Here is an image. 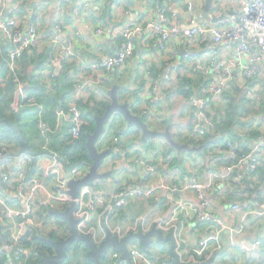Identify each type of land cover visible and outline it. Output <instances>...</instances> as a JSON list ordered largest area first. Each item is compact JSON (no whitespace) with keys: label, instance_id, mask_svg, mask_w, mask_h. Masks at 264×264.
Masks as SVG:
<instances>
[{"label":"built area","instance_id":"obj_1","mask_svg":"<svg viewBox=\"0 0 264 264\" xmlns=\"http://www.w3.org/2000/svg\"><path fill=\"white\" fill-rule=\"evenodd\" d=\"M7 2L8 0H0V53L5 52L2 46L5 44L7 54L4 62L14 72L18 107L22 109L34 106L36 101L22 81L16 77L18 62L27 50L42 49L41 39L45 36L39 31L37 24H25L24 18L12 14V18L7 19L4 15ZM154 12V17H147L139 12L128 10L118 28V37L122 39L120 50L93 65L94 71L104 74L124 69L135 54L137 39L146 31L150 32L152 40L156 41L157 47L162 52L167 50L171 41L179 42L184 48V58L169 72L166 80L170 83L171 79L189 77L197 73L210 77V83L203 94L193 95L187 100L188 105L194 110L192 138L196 136L202 139L208 132H214L217 129L215 121L209 118L205 111L210 108V102H220L223 95L231 89L247 90L249 94L253 91L250 95L259 99L260 96L264 97L262 93L264 92L262 87L264 86V0H215L209 8H206L204 18L201 17L202 12L193 0H180L177 3L168 4L163 9H154ZM180 16H183L182 20ZM55 28L56 33L48 39L50 60L54 67L49 72L50 82L54 81L60 73L67 71L62 64L73 56V47L76 46L75 40L67 38L63 21L58 20ZM91 29L97 36L103 34L102 28L97 27L93 30L91 26ZM88 48L91 49L90 43ZM100 78L98 77L96 82H99ZM89 81L94 82L90 79L84 83ZM251 85H254V88L261 85L260 93L254 95V92L258 91H254V88L250 91ZM55 112L60 117L65 115V110L60 107L56 108ZM69 113L72 136L76 141H80L85 125L83 113L77 105H72ZM40 128L43 129L45 138L42 149L53 154L46 173L56 177L54 192H48L47 198L58 200L69 206L73 198L69 194L68 183L70 179L75 178L79 172L78 168H73L71 171L75 175L69 174L67 178H63L61 174L63 163L59 160L58 153L50 148L46 124L41 123ZM177 129H180L179 124L171 129L173 134ZM113 141L118 143L119 137L116 136ZM113 152L121 156L122 160L131 166L132 171L142 170L145 175L142 177L141 185L123 187L108 195L110 199L106 198L107 194L101 188L84 186L81 189L76 200L77 210L74 216L80 233L92 237L95 241L103 240L105 232L102 228L100 234L97 229L90 226L93 215L98 214L99 222L110 223L111 216L118 215L128 201L136 198H152L160 205L166 203L170 207L169 215L166 218L152 219L141 216L129 227L126 235L137 232L140 228L145 232L153 228H159L166 234L178 232L180 227L177 222L180 221V216L188 217L190 214L188 211H193L196 207L194 212L198 214V223L207 224L208 231L210 230L208 237L199 243V253L209 249L210 241L215 244L213 252H220L223 249L222 235L225 232L242 235L251 218H264V190L262 196L254 197L252 204L233 202L226 205L232 213L241 217L240 224L236 226L228 225L217 217L214 202L210 197L222 191L227 200L229 190L242 188L246 178L251 180L250 174L258 169L264 156V136L247 152H243L241 148L239 150L237 145L226 140L225 147L214 150L215 153L220 152L225 155V161L220 158L214 160V169H205L202 178H186L183 182L173 185H169L164 178L151 182L149 175L157 171L151 160L142 156L130 157L122 145L115 147ZM9 159L10 154L0 148V164L3 160ZM23 160L32 162L33 157L25 154L20 159V161ZM66 162L70 164L68 160ZM219 164L222 166L217 167ZM203 166L202 162L199 170ZM0 182L7 183L11 187V192L14 191L13 185L10 184L12 182L10 173H2ZM45 190L43 182L37 179L26 181L22 176L18 180L15 191L24 205L23 208L13 207L0 195V208H4L3 215L7 221L9 233L8 242L0 248V256H6L8 252L14 251L15 259L12 258L11 262L29 261L34 251L32 244L35 242L36 232L51 231L37 214L34 216L37 211L35 200H38ZM191 194H196L195 205L187 202ZM113 233L119 234L120 238L125 236L120 230H115ZM25 237L31 245L27 246L24 242ZM231 245L239 246V242L234 239ZM259 246L263 247L261 240L252 244L246 243L241 246V250L248 253ZM130 253L134 264H157L136 245L130 247ZM209 258L200 259V261L194 258L193 261L205 264ZM111 259L112 264H116L114 254L110 256Z\"/></svg>","mask_w":264,"mask_h":264},{"label":"crops","instance_id":"obj_2","mask_svg":"<svg viewBox=\"0 0 264 264\" xmlns=\"http://www.w3.org/2000/svg\"><path fill=\"white\" fill-rule=\"evenodd\" d=\"M178 1L179 0H173L175 3ZM193 1L197 4L198 9L202 12V18L205 17L204 15L206 8H209V6L215 2V0H211L210 5H208V0ZM86 3H88L87 7H85ZM128 10L139 12L143 16L147 17H154L155 13L151 0H8L7 8L5 9L4 15L7 19L12 18V14H15L17 17L24 18L25 24L35 23L38 25L39 31L45 36L41 39V44L43 46L42 49L39 50V53H42L45 56L47 55L49 59L51 53L48 39L56 33L55 25L58 20L64 22L67 38H71L76 42V46L73 47L74 54L72 57L70 56V58H68V61L70 63H74V70H72L73 73H75L74 79L76 81L77 87L73 93L70 103H68V105L63 108L65 110V115L62 117L58 116L55 112V108L54 112L45 118L47 110L43 105L44 102L41 103L38 97L29 89L32 90L35 85L46 84L48 87V91H46V93H50L52 88H54V81L51 80L50 82L49 71L47 70L41 71V75L38 76L40 71H38L34 66L30 67V70H28L29 67L25 68L24 72L21 73L24 67L21 63H24L25 60L22 59L20 64L18 62L16 77L21 80L20 76H24L25 72L29 71V78L27 80L21 81L27 88V91H30L29 93L36 101L34 106L26 108L38 109V129L31 130V128L28 126L21 129L22 135H19L20 138L22 136H25L26 138L23 140L25 143L24 148H22L15 141L0 140V148L5 149L7 153L10 154V159L3 160L1 162L2 164H0V180L2 173H10L12 175V182L10 184L13 185L12 188L14 190L11 192V187H9L7 183L3 184L0 182V195L13 207L21 209L24 205L17 197L15 191V187L18 186V180L24 176L26 181L37 179L43 182L46 190L42 192V195L38 200H35V207L37 211L35 212L34 216L37 214V216L45 222V226L49 227V230L60 231L63 228H60L59 226L63 224L64 228H66V231H68L66 238H68L71 234V229L69 228L68 222L65 218L53 214L52 211L64 212L68 207V204L62 203L55 199L47 198L48 192H54L56 177L47 175L46 173V168L52 161L53 154L51 152L42 150L45 138L43 135V129L40 128L41 123L46 124L47 131H49L48 133L50 135V141L48 139L50 148L55 151L54 148H52L53 138L68 127H70L71 131V122L69 120V109L71 106L77 105L79 107V103H77V101L82 100L84 102H89L92 99L97 101H106L109 103L110 97L108 92L113 88L114 85H119L122 87L119 92V99L121 102L129 103L132 111L135 114L141 116L151 130L164 132L169 125H171L173 129L179 124L180 129L175 131L173 134L174 138L175 136L188 138L192 132L191 127L193 126L192 118L194 110L188 108L187 99L177 92L180 78H175L174 80L171 79L170 83L166 80V76L169 74V72L173 70L174 66L181 62L184 58V48L179 42L171 41L167 50L162 52L157 47L156 41L152 40L149 34L150 32L146 31L141 37L137 39L135 54L127 62L124 69L106 72L104 74H99L94 71L93 65L101 62L104 58L120 50L122 39L118 37V28L121 25V20L125 18ZM182 18L183 16H180L181 20ZM91 26L93 30L97 27L102 28L103 34L97 36L95 32L92 31ZM89 43L91 49L88 48ZM2 46L6 50V45L3 44ZM5 58L6 56H2L0 59V61L4 63L2 64L0 62V69L6 64L4 62ZM9 71L14 74V72H12L10 69ZM19 71L21 75L18 73ZM30 77H35L34 81L37 82V84H33V80ZM98 77H101L100 81L96 82ZM90 79L94 80V82L89 81L86 84L84 83ZM13 83H15L14 79ZM4 86L5 82L0 77V88H3ZM260 87L261 85H257L254 88V91H258L256 92L258 94L260 93ZM41 97L43 98V96ZM262 98L264 99V97ZM257 101L258 103L261 102L264 104V100L261 101V99H258ZM16 102L17 98L15 99V103ZM258 106L261 107V104ZM259 113L262 115L259 117H262L264 122V107L260 108ZM0 125H2V123ZM261 129L264 131V127ZM116 136L119 137L118 143L113 141ZM72 139L75 141L73 136ZM191 141L197 144V146L188 144L191 147H202L199 146V143L202 141L198 137H193ZM178 143L187 144L185 142ZM118 145H122L130 157L142 156L152 161V164L156 166L157 171L152 175H149L151 182H156L161 178H164L169 185H173L183 182L186 178L196 177L191 175L180 177V171L175 170L177 167H172V169H169V165L168 163L166 164L165 161L169 158L171 159V157H165L164 155V153L167 152L168 148L170 147V144L167 142V140L163 138L144 139L142 132L134 126L129 125L121 114H114L109 123L106 125L105 133L101 136L96 145L99 152L112 150V153L107 156L99 169V172L102 174L111 172L112 175L108 176L104 180H95L92 185H86L101 188V190L105 191V194H107V199H110V196L108 195L123 187L130 188L135 185H141L143 183L142 177L145 175V172L142 170L137 172L132 171L131 166L123 161L121 156H118L115 152H113L114 148ZM26 153L28 156L33 157L32 162L27 160L20 161L21 157H23ZM178 154H180V152H178ZM176 157H179L180 160L186 159L184 166H186L188 170L192 171L190 172L191 174H193L192 168H197L196 166L191 167L190 164L198 162L200 163L199 165H201L203 162V165L206 166V170H210L209 166L214 164L213 159H210V163H207L209 159L205 161L204 157L202 156L195 157L193 155L186 154ZM58 158L59 160L64 159V157H62L59 153ZM61 161L63 163L61 167V174L63 178H67L69 174L75 175L72 174L71 171L73 168H78L79 172L77 175H75V178L72 179L83 178L90 171L93 164L92 159L91 165L79 168L78 165H74L72 163L68 164L66 159L65 162L63 160ZM220 166L222 165H217V167ZM202 177L203 176H201V178ZM248 177L250 178V176ZM251 180H253V178H251ZM247 181H249L248 178H246V182H244V186L242 188H235L228 191L232 196H234L233 199L231 196H228L226 200L224 192L222 191L210 196L211 200L214 202L217 217L228 225L236 226L238 223L240 224L241 217L238 214L232 213L229 207L226 206L227 204H231L233 202L252 204L254 197L257 198L262 196L264 184H262L261 194L256 195V193L246 191V188L248 190L252 189V187L247 184ZM188 197V203L191 202L193 205L197 203L196 194H191ZM163 204H157V202L152 198H136L134 200L128 201V203L124 206V208L121 209V212L118 215L111 216L112 218L110 219V223H105L104 221L99 222L98 214L96 213L93 215V220L90 226L97 229L98 233H100L102 228H104L105 237L103 240L107 235L106 228L109 229L114 235L119 234H115L113 231L115 232V230H120L122 235L127 236L126 234L128 233L127 231L129 230V227L132 226L134 222L141 216H146L149 219L163 217L166 218L169 215V208ZM162 206L165 208L163 209ZM166 208L167 210H165ZM195 209L196 207L193 209V211H188L190 212L188 217L184 215L180 216L181 219L177 222L180 230L175 233L173 232L177 240L178 251L181 255V259H183V263L197 264L193 261L194 258L200 261V259L204 260L210 257L205 264H264V218H251L250 222H248L246 231L242 235L238 236L230 232H225L222 235L223 249L220 252H213L215 244L214 242L210 241L211 244L209 245V249L203 250L199 253V243L201 240L208 237V232L210 230L208 231L207 224L198 223V214L196 211L194 212ZM3 211L4 208L1 207L0 228L3 236L0 235V248L4 246L9 240V233L6 226L7 221L6 218H4ZM48 233L49 231L46 230L37 234V236H42ZM42 237L47 238L44 236ZM234 239L239 242V246L233 247L231 245V242ZM259 240L262 241L263 247L259 246L252 252L248 253H245L241 250L242 245L246 243L252 244L259 242ZM101 241L96 242L100 243ZM155 244L156 243L153 245ZM133 245L141 248V250L157 264H172L171 261H174L169 249L170 243L161 246L162 248L160 250H152L151 248L153 245H151L146 251H144L139 242L135 241L129 244V251L130 247ZM53 248L52 251L48 253H52L54 250ZM74 250H76L77 253L83 257L85 256L87 260V253L89 249L86 248L84 244H75L73 246V251ZM73 251H71L69 254L67 264H72V259L75 257L74 254H77L73 253ZM150 252H152L153 255H150ZM13 254L14 251L8 252L6 256H0V259L6 257L4 259V261L7 260L5 264H37L38 262V259L34 258V251L29 261H24L21 263H18L17 261L11 262L12 258L15 259ZM110 254H114L115 259H117H114V262L117 261L118 264L120 257L113 251L108 252L107 257L102 260V263H113L111 262L112 259L110 260Z\"/></svg>","mask_w":264,"mask_h":264},{"label":"trees","instance_id":"obj_3","mask_svg":"<svg viewBox=\"0 0 264 264\" xmlns=\"http://www.w3.org/2000/svg\"><path fill=\"white\" fill-rule=\"evenodd\" d=\"M151 3L153 4L154 9H163L168 4H174L173 0H151ZM39 50L40 49H32L25 52V54L19 61L20 64L22 59H25L24 63H21L22 66H24L21 73H23L25 68L27 67H29L28 70H30V67L32 66L36 67V69L40 71V74L38 76L41 75V71L47 70L50 72L54 69L49 57L47 55L45 56L44 54L39 53ZM6 54L7 51L5 50V52L0 53V56L5 57ZM62 65L67 69V71L64 73H60L56 77V79L54 80V88H52L50 93H46V91H48V87L46 84L35 85L32 90L29 89L38 97L41 103L44 102L43 105L47 110L45 118L49 114H52L55 108L66 107L68 103H70L73 93L77 87L76 81L74 79L75 73H73L74 63L64 61ZM18 73H20V71ZM28 76L29 71L25 72L24 76L21 75L20 78L22 81H24L29 78ZM0 77L5 82V86L3 88H0V119L2 120V125H0V140L15 141L22 148H24L25 143L23 140L26 138L25 136H22L20 138L19 135H22L21 129L27 126L30 127L31 130L38 129V109H19L18 96L15 92V83H13L15 75L9 71L6 64L0 69ZM30 78L33 80V84H37V82L34 81L35 77ZM209 83L210 77L205 76L201 73H197L189 77L182 76L180 77L179 88L177 92L181 96L183 95L185 99L188 100L193 95L203 94L204 89L207 88ZM252 88H254V85L250 86V91H252ZM252 92L250 94H252ZM250 94L247 93V90L241 91L240 89L238 90L237 88H233L223 95L220 102H210V108L207 109L205 113L209 118H212L215 121L217 129L214 132H208L206 136L201 139L202 142L199 143V146H202L201 152L196 151L193 153H188L187 151H183L178 154V151L170 145L167 152L164 153L165 157L170 156L172 161L174 162V165L181 172V174L184 175L187 174L188 170V168L184 166L186 159L180 160V158L176 156H180L182 154H189L195 157L202 156L204 157L205 161L209 159L207 163H210V159L217 160L220 158L222 161H225V155L221 154L220 152L215 153L214 150L217 148L220 149L221 147H225L226 140H229L230 142L237 145L239 147V150L241 148L243 152L249 151V147L254 146L256 142L264 136V131L261 129L262 127H264L263 118L259 117L262 116L260 115L259 110L260 108L264 107V104H262L261 102L258 103L257 100L259 98L254 97ZM254 95H256V92H254ZM41 96H43V98ZM16 98L17 102L15 103ZM260 99L261 101L264 100L261 96ZM77 103H79V107L81 108L84 119L86 121V124L83 128V135L81 140L74 141L72 139L70 127H68L53 138L52 148H54L55 151H57L62 157H64V159L61 160L65 162L66 159L70 163L78 165V167L80 168L87 167V165H91L92 163V157L87 147L86 134L91 133L95 130V115H102L108 102L92 99L89 102L80 100L77 101ZM260 104L261 107L258 106ZM187 106L189 109H192L189 105ZM192 129L193 126L191 127V131ZM219 133H221V135ZM191 134L190 136H188V138L175 136V139L177 138V142H185L197 146L196 143L191 141ZM213 165L214 164H211L209 166V169H214L215 166ZM250 176L251 178H253V180L249 179V181H247V184L251 186L252 189L248 190L246 188V191L256 193V195H260L262 184H264V156L261 165L255 172L251 173ZM229 196H231L232 199L234 198V196H232L231 194H229ZM59 227L63 229H61L60 231L51 230L48 234L42 236L47 238L50 237L54 240L65 239L67 237L68 231H66V228H64L63 224H61V226ZM36 233L39 234L38 232ZM42 236L39 235L36 238L34 236L35 244H32V248L35 253V259H39L42 252H51L53 248L52 245L48 243ZM24 242L27 245H31V243L28 242L27 237L24 238ZM74 256L75 257L72 259V264L78 261L85 262L86 264H92L86 260L85 256L83 257L79 253H77L76 255L74 254ZM5 258L0 259V264L6 263L7 260L4 261ZM171 263L173 264L174 261H171ZM118 264H125V262L118 261Z\"/></svg>","mask_w":264,"mask_h":264},{"label":"water","instance_id":"obj_4","mask_svg":"<svg viewBox=\"0 0 264 264\" xmlns=\"http://www.w3.org/2000/svg\"><path fill=\"white\" fill-rule=\"evenodd\" d=\"M210 2L211 0H208V5H210ZM121 88L122 87L119 85H114L108 92L110 100L106 105L104 113L102 115H95V130L86 134L87 147L93 159L90 171L81 179H72L69 181V194L72 196L73 201L65 209V211H52L53 214L66 219L69 228L71 229V234L65 240L45 238V240L50 243L52 247H54V250L52 253L42 252L37 264H67L69 254L73 251V246L75 244H84V246L89 249L87 253V261L92 264H103L102 260L107 257L109 251L117 253L120 257V261L125 262L126 264H134L129 251V244L135 241L139 242L144 251H146L148 247L154 243L160 246L170 243L169 249L174 258V264H194L183 263L181 261L177 240L173 232L166 234L159 228H153L152 230L145 232L140 228L137 232L130 233L124 238H120L118 235L112 234V232L106 228V238L98 243L92 237L82 235L77 228V220L74 217V211L77 209L76 200L79 197L80 189L83 186L92 185L95 180H104L108 176L112 175L111 172L104 174L99 172L103 161L110 153H112V150L99 152L96 145L101 136L105 133L106 125L109 123L114 114H121L129 125L134 126L142 132L144 139L163 138L180 153L183 151L193 153L195 151L202 150V147L197 148L191 147L188 144L178 143L171 131V125H169L164 132L151 130L144 119L132 111L129 103L121 102L119 99V92ZM1 123L2 120L0 119V124ZM0 235L3 236L1 228Z\"/></svg>","mask_w":264,"mask_h":264},{"label":"rangeland","instance_id":"obj_5","mask_svg":"<svg viewBox=\"0 0 264 264\" xmlns=\"http://www.w3.org/2000/svg\"><path fill=\"white\" fill-rule=\"evenodd\" d=\"M156 139H158V138H156ZM182 155H185V154H182ZM185 158V157H184ZM166 162V164L168 163V167H169V169H172V167H176L175 165H174V162L171 160V159H168V160H166L165 161ZM196 163V162H195ZM195 163H193V164H190V166L191 167H193V166H196V168L197 169H195V168H192L193 169V174H191L190 172H192L191 170H187V174H184V175H182L181 174V172H179V176L180 177H183V176H185V175H191V176H196L197 178H200L201 176H203V172L205 171V169H206V166L204 165L200 170H199V167H200V163H196V165H195ZM174 169V168H173ZM175 170H178L177 168H175ZM197 172H196V171ZM201 173V176H199V174ZM163 205H166V204H163ZM167 206V205H166ZM163 207V209L165 208L164 206H162ZM167 208H169L170 209V207H167ZM167 208L165 209V210H167ZM165 212V211H164ZM162 247L161 246H158V245H153V247L151 248L152 250H157V249H161ZM73 253H77V251L76 250H74L73 251ZM150 255H153V253L152 252H150ZM75 264H86L85 262H76Z\"/></svg>","mask_w":264,"mask_h":264}]
</instances>
